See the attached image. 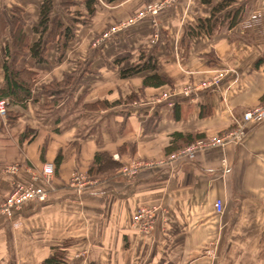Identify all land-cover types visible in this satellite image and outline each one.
I'll use <instances>...</instances> for the list:
<instances>
[{"label":"crops","instance_id":"0c3cea01","mask_svg":"<svg viewBox=\"0 0 264 264\" xmlns=\"http://www.w3.org/2000/svg\"><path fill=\"white\" fill-rule=\"evenodd\" d=\"M151 1L95 0L88 16L82 0H52L73 39L47 43L46 63L18 60L34 72L25 106L0 98V264H41L57 247L64 264H264V121L240 143L182 153L264 101V0H172L128 21ZM41 2L0 0V88L15 19L32 43ZM141 51L155 69L122 77ZM154 73L163 83L144 85ZM95 153L109 154L101 171ZM46 162L49 182L33 180ZM132 162L142 166L126 174ZM74 171L88 179L81 191ZM15 181L47 198L5 215ZM143 207L159 208L148 233L134 223Z\"/></svg>","mask_w":264,"mask_h":264},{"label":"trees","instance_id":"16d2710c","mask_svg":"<svg viewBox=\"0 0 264 264\" xmlns=\"http://www.w3.org/2000/svg\"><path fill=\"white\" fill-rule=\"evenodd\" d=\"M85 8L88 11V16H91L95 10V0H82ZM111 2L113 0H106ZM209 2L210 0H204ZM227 2H221L213 7V11H219L225 6ZM67 4H72L68 2ZM66 3L64 2V4ZM65 9V8H64ZM53 10L52 0H42L39 4V15L37 25L33 27V31L37 34V39L30 43L27 34L21 29L22 22L20 18H16L14 22L17 26L13 28L10 37V47L6 45L5 55L6 59L2 63V69L5 77V84L0 88V98H6L9 104L18 106H25L32 97V78L34 72L18 66V60L27 54L34 59L35 64L46 63V44L57 38L62 41L61 49H65L67 43L74 37L73 28L66 25L61 17L51 16ZM210 19L207 20V24ZM139 62L131 66L121 68L120 75L128 77L130 75L141 72L145 69H155V64L152 55L141 51L139 55ZM163 83L162 77L156 73L147 76L143 80L144 85H159ZM57 100V99H56ZM56 100L53 101L56 102ZM8 113V112H7ZM9 117V116H8ZM180 135H175L174 138ZM198 138V137H197ZM196 138V139H197ZM202 140V139H199ZM196 141V140H195ZM103 156H109L105 153H95L93 163L98 166L101 171L104 164ZM66 260L65 254L61 248L54 249L52 255L43 259L41 264H64Z\"/></svg>","mask_w":264,"mask_h":264},{"label":"built area","instance_id":"2783aa9c","mask_svg":"<svg viewBox=\"0 0 264 264\" xmlns=\"http://www.w3.org/2000/svg\"><path fill=\"white\" fill-rule=\"evenodd\" d=\"M160 9L159 4H150L146 8V12L155 14ZM255 19L256 16L251 17ZM218 79L214 78L213 83H217ZM192 89L191 86H187L185 93L187 94L189 90ZM6 106L7 100H0V117L6 115ZM264 121V101L259 104L248 108L245 110L240 118L233 117V126L231 129L226 131L218 138H212L210 140H197L193 144L184 148L182 151L183 154H191L198 148L210 147L223 142H233L235 144L240 143L247 132L248 123H260ZM140 162H132L129 166H124L123 171L126 174H133L137 168L141 167ZM9 172L14 173L17 169L15 166L8 168ZM54 175V167L51 162H46L42 165L41 173L38 176H33V180H41L44 183H48L50 178ZM70 183L78 191H81V188L88 183L87 177L81 172L74 171L71 174ZM47 198V192L40 186L30 184H24L19 181L13 182L10 195L1 205L2 212L11 216L14 210H17L24 202L29 200L43 201ZM214 209L216 212L221 213L223 211V203L221 199H216L213 203ZM159 210L158 207L152 208H139L137 209L134 215V223L138 228L140 233H148L152 228L155 222L156 212Z\"/></svg>","mask_w":264,"mask_h":264},{"label":"rangeland","instance_id":"374dc122","mask_svg":"<svg viewBox=\"0 0 264 264\" xmlns=\"http://www.w3.org/2000/svg\"><path fill=\"white\" fill-rule=\"evenodd\" d=\"M170 3H172V0H158V1H151V2H149L148 4H146L145 5V7H144V9H143V11L142 12H139V13H136L135 14V16H133V17H129L128 19V21H130L131 20V18L133 19V18H135V19H137V17H139V16H143V14L144 13H146V8H147V6L148 5H150V4H159L160 5V9L158 10V12H156L155 14H152V15H158L159 14V12H161L165 7H167V6H169L170 5ZM72 4H66V7L65 8H69L70 6H71ZM149 14H150V12H148ZM88 19V18H87ZM107 29H108V26L105 28V31H107ZM104 31V32H105ZM10 193H11V191H10ZM10 193L8 194V196L10 195ZM7 196V197H8ZM7 199V198H6ZM5 199V200H6ZM44 201V200H43ZM14 212V211H13ZM13 214V213H12Z\"/></svg>","mask_w":264,"mask_h":264}]
</instances>
